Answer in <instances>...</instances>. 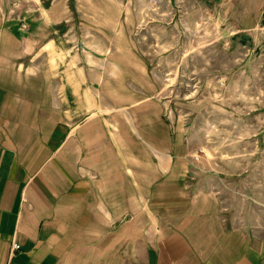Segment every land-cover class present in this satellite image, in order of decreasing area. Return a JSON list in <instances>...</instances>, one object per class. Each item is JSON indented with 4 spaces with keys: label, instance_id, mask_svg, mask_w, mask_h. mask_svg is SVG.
<instances>
[{
    "label": "crops",
    "instance_id": "obj_1",
    "mask_svg": "<svg viewBox=\"0 0 264 264\" xmlns=\"http://www.w3.org/2000/svg\"><path fill=\"white\" fill-rule=\"evenodd\" d=\"M179 1L232 41L264 26V0ZM90 5L0 0V264H264V217L196 159L140 19Z\"/></svg>",
    "mask_w": 264,
    "mask_h": 264
},
{
    "label": "rangeland",
    "instance_id": "obj_2",
    "mask_svg": "<svg viewBox=\"0 0 264 264\" xmlns=\"http://www.w3.org/2000/svg\"><path fill=\"white\" fill-rule=\"evenodd\" d=\"M70 1L128 8L140 19L114 33L130 30L145 65L174 96L175 111L188 113L196 159L226 180V202L264 217V26L232 41L200 2L187 17L170 0Z\"/></svg>",
    "mask_w": 264,
    "mask_h": 264
},
{
    "label": "built area",
    "instance_id": "obj_3",
    "mask_svg": "<svg viewBox=\"0 0 264 264\" xmlns=\"http://www.w3.org/2000/svg\"><path fill=\"white\" fill-rule=\"evenodd\" d=\"M26 26H27V24L24 23V27H26ZM13 248L14 249H18L19 248V244L18 243H14L13 244Z\"/></svg>",
    "mask_w": 264,
    "mask_h": 264
},
{
    "label": "water",
    "instance_id": "obj_4",
    "mask_svg": "<svg viewBox=\"0 0 264 264\" xmlns=\"http://www.w3.org/2000/svg\"><path fill=\"white\" fill-rule=\"evenodd\" d=\"M244 37H247V35H243Z\"/></svg>",
    "mask_w": 264,
    "mask_h": 264
}]
</instances>
